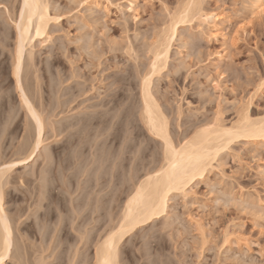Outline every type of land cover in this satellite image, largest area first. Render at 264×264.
I'll return each instance as SVG.
<instances>
[{"label": "rangeland", "instance_id": "obj_1", "mask_svg": "<svg viewBox=\"0 0 264 264\" xmlns=\"http://www.w3.org/2000/svg\"><path fill=\"white\" fill-rule=\"evenodd\" d=\"M255 1L47 0L55 19L48 40H35L20 75L23 91L35 107L40 105L46 131L38 156L16 164L3 186L4 209L17 220L14 253L25 254L20 262L12 258L6 264H36L39 258L47 264H94L95 244L106 223L79 225L73 221V206L107 194L111 214L117 216L127 185L137 181L119 176L124 180L116 181V193L109 194L107 161L118 157L121 162V155L128 164L131 159H126L128 151L126 158L124 152L119 155L117 143L102 142L105 103L123 88L132 100L122 103L131 108L128 120L143 127L139 79L152 50L182 11L187 17L179 18L185 20L176 26L166 66L151 85L173 141L187 140L209 125L229 128L245 114L251 120L264 119V11L257 13ZM0 4L1 168L30 153L34 130L11 71V19L19 0ZM207 14L220 20L216 31L204 21ZM122 80L120 88L122 83L115 82ZM133 130L129 126L126 134ZM145 132L137 138V150L145 145L147 151L137 156L133 149L137 157L132 158L142 160L146 152L153 165L161 146ZM142 163L132 162V171L136 167L133 172L143 175ZM189 188L184 199L176 193L170 196L166 215L119 243L118 264H264V142L233 140L220 151L214 170ZM78 237L87 238L86 243L80 244Z\"/></svg>", "mask_w": 264, "mask_h": 264}, {"label": "bare ground", "instance_id": "obj_2", "mask_svg": "<svg viewBox=\"0 0 264 264\" xmlns=\"http://www.w3.org/2000/svg\"><path fill=\"white\" fill-rule=\"evenodd\" d=\"M24 3L25 0H19V6L15 14V17L13 20L11 19L12 28L14 31V35H13L14 48L12 50L13 63L11 65L13 66V69L11 71L13 75L12 77H14L15 79L16 87L20 91L19 94L20 104L23 106V109L25 111L24 113H26L25 116H27L26 118H28L27 120H29L34 130L33 132L34 141L30 153L26 157L24 156L25 157L24 159L20 158L21 160L17 161L16 163L13 162V164L11 163L6 164L0 168V209H2V211H0V250L5 249L4 241L6 238L9 239L11 247L10 250L5 251L6 261L12 258H16L18 262H20L21 259L23 260L25 254L23 251H22L23 253H20L18 255H15L14 253V250L16 251L17 247L15 243L16 236L14 237L13 232L16 231L15 224L17 220L14 218L16 220V222H14L15 220L11 219L12 217L8 215V213L4 209L3 186H5L8 173L11 171V169L14 166H16V164L24 165L34 160V157L38 156L37 153H40L39 152L41 150L40 148L41 147L43 148L42 146L43 137H44L43 135H44V131H46L45 119L41 113L40 105L35 107L34 104H32L33 102H31L27 97L26 95L27 92L25 93L23 91L22 89L23 86L21 87L22 80L20 75H22L21 71L23 69L25 55L32 57L31 48L33 47V43L35 42V40H38L39 43H44L48 40L47 38H48L49 24L50 22L55 20L49 14L48 11L49 4L47 0H29V3L33 5V7L30 9H24ZM254 4H255L254 9L257 11V13H261L264 11L263 0H256ZM21 9H24V16L22 20L20 15ZM184 10L186 11V9ZM182 12H181L182 16L180 14L179 16L186 19L187 16H185V13L187 15V12L185 13L184 11ZM31 13H34V15H32L31 18L32 22L31 25H29V15ZM181 17H178V20L175 18V20L177 21H174L173 23L171 22L172 25L170 30L164 32L163 36L161 35L162 36L161 41L156 46L155 50L154 49L152 50L153 54L151 61L149 62L148 68L146 69V71H144V73L141 75L139 79V87H138L139 99H140L139 121L141 122L143 127H140L138 123L137 125L133 126L132 124H134L135 122L133 121V123L131 124L132 121L128 120L129 112L131 108H127L128 107L126 106L127 103L126 104L124 103L125 104L124 108L122 107V105L124 106V104H122L124 101L126 102L132 101L129 100L130 97L127 94H125L126 92L125 93L123 92L122 87L125 84L123 80L115 82V83L118 82L122 83V84L120 83L121 84L120 88H122V93L119 92V90L121 89H118L117 92H114L112 95L109 96V98L105 103V105L108 107L107 109L108 112L106 111L107 113L105 112V114L103 113L104 115L103 114L101 115L103 119L100 117L102 119V124L101 123L100 124L102 125L103 130H106L102 142L105 145L106 144L110 145L111 143L114 144L117 143V145H119V146L115 145L118 147L117 149L122 150V152L120 151L121 153L119 155H121L124 152L126 158V154L128 156L129 153L130 156H128L126 159L128 160L131 159L130 160L131 163H129L130 165L128 164L129 161H127V163L125 162L126 160L124 159V155H121V159H122L121 162L119 160L120 158L118 157L112 158V162L107 161L108 159L107 160L105 159L108 164L107 165L108 167L106 166V168L108 170L107 173L109 175L107 176V179L109 177L108 186H107L109 189V194L110 192L116 193L117 190L115 191V187H116L115 182L119 180H124L121 179L123 177H125V181L131 182L134 181V179H136L137 181L133 182L134 185L133 184H131L130 186L127 185V189H126L127 195L123 201L120 213L117 216L111 214L112 208L110 207L109 202L107 203L108 199L105 198L107 197V194L101 196L97 194L99 197L97 196L94 197L92 199L91 204L89 202L86 203L82 202V204L80 203L82 206L79 203L77 206L71 205L73 206V209L76 210L77 212L76 213L77 215L73 216L74 218L73 221L75 220H76L75 222L78 221L79 225H82L84 227L92 223L94 225H100L101 223L103 225L106 223L105 226H107V229L95 244L94 264H105L106 260L109 261V264H118L119 243L126 236L134 232L139 227L144 226L145 224L166 215L167 204L170 200V196L173 193L179 194L180 196H182V198L183 197L185 198L188 195L187 192H189L188 189H190L189 186L191 184H195V182H197L198 180L202 181L208 174L212 172V170H214L220 151L228 147V145L230 144L229 141L232 142L233 140L236 139H243L247 142L256 141V140L264 142V139H261V134L264 133V119L251 120L250 117H248L246 114L241 117L240 121L236 125L231 126L229 128H223L222 126L221 127L217 126L218 124L217 125L214 124L213 126L209 125L208 127H204L196 131L192 135V137L187 140L173 141L170 131L168 129V123L160 109V106L157 103L156 98L153 95L151 85H152L153 76L160 74V72L166 66L169 50L171 47V42L174 39L177 32L176 26L179 22L185 20L183 18L179 19ZM203 17H204V21H210L212 31H216L220 23L218 17L212 14L209 15L207 14L204 15ZM0 22L3 21L0 20ZM17 24L20 25L19 31L17 30L16 27ZM25 29H27V31H25ZM37 30H39V34H37ZM18 47L22 49V53L19 59L17 57ZM26 65L28 67L30 64L28 63ZM29 106L31 110L29 109ZM110 112H113V114L110 115L111 114ZM34 115L36 117L35 119L33 118ZM101 119L99 121H101ZM37 120L39 121V123H37ZM129 126H131V130L134 127L133 130L134 132L133 133L131 132V134H126L128 133L126 131L129 130ZM142 131L143 132L146 131L145 133H148L155 140L159 141L161 146V152L159 158L155 159V161L153 160L155 162L153 165L151 160L153 158L149 159L147 155L145 156L144 153L146 152H144L142 154L143 156L141 157L144 160L146 159L145 161L142 159L143 162L149 160L147 161L148 163L147 162L146 164L142 163V160L137 161L138 158L140 159V157H138L136 161H133V158L141 155V154L137 155L138 151L139 153L143 151H147L146 150L147 147L146 148L144 147L145 145L143 146L145 149H143L142 147L140 148V150H137L139 149V147L137 148V144L140 146V143L137 142V138H139V135H141ZM126 135H128V137ZM129 135L130 136L133 135L132 136L133 138L131 137L132 138L131 139ZM125 136L127 137V141L130 138L131 140H133L134 143L130 139H129L130 141L127 143V141H125L126 139ZM186 141L187 143H185ZM120 146L121 148H119ZM133 149L136 151L137 156L135 154L133 155L134 153ZM124 150L126 151V153ZM166 150H167V154H166ZM148 156H150V154ZM106 157L108 158V156ZM197 157H199V160L197 159ZM115 159H117L118 162H116L117 160ZM140 161L142 163L140 165L143 166V170L141 169L142 167L138 164H135L134 166L138 165L140 169L143 171V175H141L142 173L141 174L138 173L137 172L138 170H135L137 174L134 173L133 171L134 168L136 167L133 166L134 167L133 171L131 167V165H133L132 162L140 163ZM122 163L128 164L129 167H127L126 164L123 165ZM148 164L149 166L151 165L152 167L149 168ZM121 173L122 175H120ZM138 174L139 176L140 175L141 176L138 177ZM119 176H121V178H119ZM112 180L115 181L112 182ZM109 183L110 184L112 183V185H109ZM94 185L98 186L96 182H94ZM97 190L101 191V188L99 187ZM76 201L78 200H70L69 202L70 204H73V202ZM102 203L104 205L107 204V208H105ZM87 205L88 208L84 210L83 208H85ZM106 214H109L107 218H105ZM122 225L125 229L123 233H121L120 231ZM114 233L117 234L116 237L114 238V240L110 239L111 237H113ZM85 237H78L79 243L83 241L85 242V239H87ZM113 244L114 247H110V245ZM36 262H37L36 264H47L44 258H39V260L37 259Z\"/></svg>", "mask_w": 264, "mask_h": 264}, {"label": "snow or ice", "instance_id": "obj_3", "mask_svg": "<svg viewBox=\"0 0 264 264\" xmlns=\"http://www.w3.org/2000/svg\"><path fill=\"white\" fill-rule=\"evenodd\" d=\"M32 7H33V5L29 3V0H25L24 9H30ZM81 7H83V5H81ZM2 8H4V5L0 4V9H2ZM24 9H21V13H20L21 20L23 19V16H24ZM32 15H34V13H31L29 15V25H31V22H32L31 21ZM16 27H17V30L19 31L20 25L17 24ZM25 31H27V29H25ZM37 34H39V30H37ZM21 53H22V49L18 47V49H17V57H18V59L21 56ZM29 109L31 110L30 106H29ZM33 118L34 119L36 118L35 115H34ZM37 123H39L38 120H37ZM261 139H264V133L261 134ZM185 143H187V141ZM229 143H231V141H229ZM166 154H167V150H166ZM190 159H191V157H190ZM197 159L199 160V157H197ZM0 211H2V209H0ZM120 231H121V233H123V231H125L123 225L121 226V230ZM116 235L117 234L114 233L113 237H111L110 239L114 240ZM226 243H227V241H226ZM4 244H5V249L4 250H0V264H6L5 251L10 250V247H11L10 240L7 239V238L5 239ZM110 247H114V244L110 245ZM105 264H109V261L106 260Z\"/></svg>", "mask_w": 264, "mask_h": 264}]
</instances>
